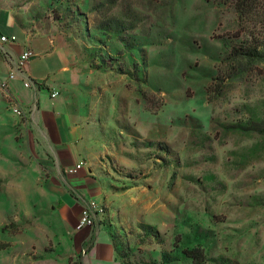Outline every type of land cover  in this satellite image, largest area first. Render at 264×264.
<instances>
[{
    "label": "rangeland",
    "instance_id": "374dc122",
    "mask_svg": "<svg viewBox=\"0 0 264 264\" xmlns=\"http://www.w3.org/2000/svg\"><path fill=\"white\" fill-rule=\"evenodd\" d=\"M1 9L17 42L24 30L43 50L52 40L67 51L59 100L88 132L83 159L99 192L92 234L77 245L52 182L57 132L7 95L13 69L0 63V264H82L99 228L90 264H115L102 256L106 236L118 264H264V43L260 59L231 54L264 30L224 0Z\"/></svg>",
    "mask_w": 264,
    "mask_h": 264
},
{
    "label": "crops",
    "instance_id": "0c3cea01",
    "mask_svg": "<svg viewBox=\"0 0 264 264\" xmlns=\"http://www.w3.org/2000/svg\"><path fill=\"white\" fill-rule=\"evenodd\" d=\"M8 12V13H4ZM0 17V38L7 37L10 41L3 44L0 41V63L7 72V69H13L19 55L26 49L30 50L34 57L31 62H27L24 66L25 75L33 82L34 86L29 88L23 85V76H17L15 79L9 80L6 85V93L12 97L19 108L28 111L30 108L35 112L37 127L49 128L52 125L56 132L58 140L51 141L56 156L55 178L52 182L56 184L59 191V201L63 203L62 210L68 215V223L74 226L75 237L74 242L82 245L92 234L90 229L77 231L75 225L81 213L84 204L92 203L98 200V178L96 172L90 169V166L83 159V143L87 136V130L82 126L78 118L67 116L68 107L64 105L60 99V90L68 78L69 64L67 51L62 47H57L56 41L50 40L48 49L39 48L35 42V36L26 34V40L18 41L16 38L15 28L18 27L12 14L1 9ZM9 18V19H8ZM13 28V30H12ZM12 30V33L9 30ZM14 38V40H12ZM42 50L41 52H39ZM60 54L61 62L55 60L57 53ZM41 56L39 60H34ZM39 63V67L35 69L31 64ZM56 93L53 98L51 95ZM83 164L82 169L77 174H68L67 168L77 164ZM67 218V217H66ZM75 224V225H74ZM106 235L103 229L99 228L95 232V239L88 253H85L82 264H90V259L94 250H100L99 239L101 235ZM107 244L102 245L108 250L102 256H108L115 264V254L113 243L109 236ZM102 254V253H101Z\"/></svg>",
    "mask_w": 264,
    "mask_h": 264
},
{
    "label": "trees",
    "instance_id": "16d2710c",
    "mask_svg": "<svg viewBox=\"0 0 264 264\" xmlns=\"http://www.w3.org/2000/svg\"><path fill=\"white\" fill-rule=\"evenodd\" d=\"M226 2L230 1L235 5V10L242 22L248 20V23L252 25L254 30H264V15H261L260 8L261 3L259 0H224ZM259 26V27H258ZM259 35V34H258ZM260 36V35H259ZM261 37V36H260ZM253 39L249 46L242 47L240 50L239 48H233L232 55L238 58H244L248 61H253L255 59L261 58L260 47L264 43V37L262 36V40L260 38H256L252 36ZM264 131V130H262Z\"/></svg>",
    "mask_w": 264,
    "mask_h": 264
},
{
    "label": "built area",
    "instance_id": "2783aa9c",
    "mask_svg": "<svg viewBox=\"0 0 264 264\" xmlns=\"http://www.w3.org/2000/svg\"><path fill=\"white\" fill-rule=\"evenodd\" d=\"M14 40V38H12ZM0 41L3 44L10 43L11 40H9L7 37L2 36L0 38ZM34 57L33 53L26 49L24 50L18 57L13 70L8 74L6 80L4 81V84H6L9 80L15 79L17 76H23V85L27 88L34 86L33 82L25 75L24 66L27 62H29ZM57 94L53 93L51 96L54 98ZM17 113H19L18 110H16ZM83 164L79 163L75 166L67 168L68 174H77L80 169H82ZM96 203L92 202L87 207H82L81 213L78 217L77 223L75 225V229L77 231H81L85 228H89L93 225L94 219L92 215V211H96Z\"/></svg>",
    "mask_w": 264,
    "mask_h": 264
}]
</instances>
